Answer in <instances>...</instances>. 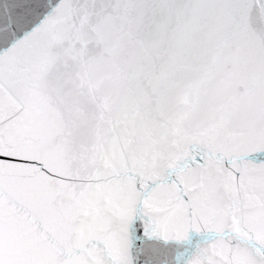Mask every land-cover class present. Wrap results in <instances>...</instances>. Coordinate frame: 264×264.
I'll use <instances>...</instances> for the list:
<instances>
[{"label": "snow or ice", "instance_id": "1", "mask_svg": "<svg viewBox=\"0 0 264 264\" xmlns=\"http://www.w3.org/2000/svg\"><path fill=\"white\" fill-rule=\"evenodd\" d=\"M0 264H264V0H0Z\"/></svg>", "mask_w": 264, "mask_h": 264}]
</instances>
